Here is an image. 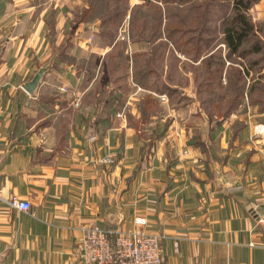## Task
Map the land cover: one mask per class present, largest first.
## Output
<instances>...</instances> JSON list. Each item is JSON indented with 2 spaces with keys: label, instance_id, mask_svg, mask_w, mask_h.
Wrapping results in <instances>:
<instances>
[{
  "label": "crops",
  "instance_id": "0c3cea01",
  "mask_svg": "<svg viewBox=\"0 0 264 264\" xmlns=\"http://www.w3.org/2000/svg\"><path fill=\"white\" fill-rule=\"evenodd\" d=\"M66 4L0 0V264H83L80 237L93 224L160 235L163 264H264V215L257 213L264 134L256 131L264 112L257 119L231 111L216 121L202 113L200 123L178 127L177 109L191 105L174 104L172 94L188 89L141 83L142 94L161 97L156 102L171 111L156 118L144 105L141 124L165 127L132 128L119 110L131 103L116 95L122 83L109 82L105 100L87 101L96 88L84 68L67 62L104 58L114 47L102 45L101 19L82 16L70 42L51 52L65 38L66 20L50 17ZM56 25L61 39L51 44ZM204 59L198 54L195 64ZM44 65L31 94L23 85ZM13 198L30 202V210L13 206Z\"/></svg>",
  "mask_w": 264,
  "mask_h": 264
},
{
  "label": "rangeland",
  "instance_id": "374dc122",
  "mask_svg": "<svg viewBox=\"0 0 264 264\" xmlns=\"http://www.w3.org/2000/svg\"><path fill=\"white\" fill-rule=\"evenodd\" d=\"M134 1H141V5L130 6L128 0H66V10L50 17L53 22L63 16L66 20L65 38L60 45L56 43L51 46V52L70 42L73 26L82 16L86 21L101 19L104 24L101 30L108 34L102 45L113 42L109 46L114 47L104 58L95 59L91 54L80 61L67 59V62L86 70V77L97 90L87 91L84 97L87 101L105 100L109 96L108 83H122V89L116 95L131 102L119 109L121 115L130 118L129 125L143 133L162 131L165 126L157 128L155 120L141 124V111L149 108L157 118L170 113L171 108L156 102L161 97L142 94L138 84L146 83L150 87L153 83L168 80L179 88L188 89L187 94L180 91L172 94L174 104L189 102L191 105L190 108L177 109L178 127L200 123L198 115L202 113L213 121L229 116L231 111L237 117L252 114V118H262L264 0H245L250 3L247 18L254 26L235 54L223 41L224 30L232 24L236 15L232 0H178V3L175 0ZM90 5L92 12L88 11ZM107 20H113V24ZM57 26L50 34L51 44L61 39ZM202 36L211 39L207 42ZM189 38L191 40L188 42ZM256 45L261 47L260 51L252 52ZM213 51L215 55L209 54ZM200 53L204 54L205 59L201 64H195L194 58ZM190 58L192 62L188 60ZM150 69L153 74L140 77ZM203 85L208 87L202 90ZM144 105L148 108H144ZM256 131L260 132L257 127Z\"/></svg>",
  "mask_w": 264,
  "mask_h": 264
},
{
  "label": "built area",
  "instance_id": "2783aa9c",
  "mask_svg": "<svg viewBox=\"0 0 264 264\" xmlns=\"http://www.w3.org/2000/svg\"><path fill=\"white\" fill-rule=\"evenodd\" d=\"M11 204L24 211L31 208L30 202L18 198ZM160 239L142 227L111 231L89 225L80 237L83 264H163Z\"/></svg>",
  "mask_w": 264,
  "mask_h": 264
},
{
  "label": "trees",
  "instance_id": "16d2710c",
  "mask_svg": "<svg viewBox=\"0 0 264 264\" xmlns=\"http://www.w3.org/2000/svg\"><path fill=\"white\" fill-rule=\"evenodd\" d=\"M232 8L236 15L232 19V24L224 30V43L229 47L231 53L240 50L244 40L249 36L254 24L247 18L246 12L249 9V2L245 0H232ZM261 47L256 45L252 52L260 51ZM251 52V51H250Z\"/></svg>",
  "mask_w": 264,
  "mask_h": 264
},
{
  "label": "water",
  "instance_id": "95a60500",
  "mask_svg": "<svg viewBox=\"0 0 264 264\" xmlns=\"http://www.w3.org/2000/svg\"><path fill=\"white\" fill-rule=\"evenodd\" d=\"M50 65H44L39 68V70L35 73L34 77L25 83L23 87L31 94H35L37 88L39 87L40 83L42 82V79L47 72ZM257 213L258 215L262 216L264 215V205L261 204L257 207ZM261 218V217H260Z\"/></svg>",
  "mask_w": 264,
  "mask_h": 264
},
{
  "label": "bare ground",
  "instance_id": "6f19581e",
  "mask_svg": "<svg viewBox=\"0 0 264 264\" xmlns=\"http://www.w3.org/2000/svg\"><path fill=\"white\" fill-rule=\"evenodd\" d=\"M258 129H259L261 132H264V126H259Z\"/></svg>",
  "mask_w": 264,
  "mask_h": 264
}]
</instances>
